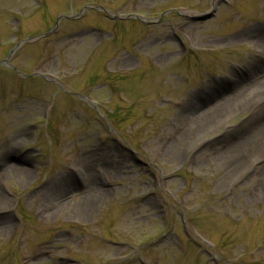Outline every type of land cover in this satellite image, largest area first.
Instances as JSON below:
<instances>
[{
  "label": "rangeland",
  "instance_id": "1",
  "mask_svg": "<svg viewBox=\"0 0 264 264\" xmlns=\"http://www.w3.org/2000/svg\"><path fill=\"white\" fill-rule=\"evenodd\" d=\"M262 33L264 0H0V264H264V98L178 126L264 75Z\"/></svg>",
  "mask_w": 264,
  "mask_h": 264
},
{
  "label": "bare ground",
  "instance_id": "2",
  "mask_svg": "<svg viewBox=\"0 0 264 264\" xmlns=\"http://www.w3.org/2000/svg\"><path fill=\"white\" fill-rule=\"evenodd\" d=\"M252 29H253V33L254 32L260 33L258 26H254L252 27ZM260 36H262L261 40L263 41L264 33H262ZM258 40L259 42H262L260 41V39H257V41ZM261 97L264 98V75L258 78H253L249 84L243 86V88L235 92L234 95L226 97L219 102H215L212 106L203 109L202 111L196 113L195 115L187 119L186 122L185 120L180 121L178 126H180L179 129L181 131L179 132H181L182 134L183 131H191L192 129L199 130L203 128L205 125L211 123L212 120H214L215 118L221 116L222 113L225 112L227 109H232V108L239 109L241 106L248 105L250 102H254L255 104H257L258 100ZM234 153H235V149L231 148L228 152L226 151L225 158H223L222 155L221 157L223 158V160L227 159V161L233 163L232 164L234 165L233 167L235 166L237 167L240 164V162L236 161L237 159H235ZM95 161L96 159L93 156L82 158V160L80 161L82 163L80 174L81 176L85 177V179L95 177L96 179H100V181H103V173H100V175L93 173V166ZM10 169H12V171L18 175L24 172L22 169H17L14 167L10 168L8 166H5L2 172H6L7 170ZM1 178L2 177L0 175V181ZM88 186L85 193H83L82 197L77 196L73 198V205L71 209L75 212L74 214H78V215L83 214L84 211L87 210L88 207L92 204L91 196L93 195L94 191L91 189V187ZM66 202L67 201H65L64 203ZM0 209H3V203L1 200H0Z\"/></svg>",
  "mask_w": 264,
  "mask_h": 264
},
{
  "label": "water",
  "instance_id": "3",
  "mask_svg": "<svg viewBox=\"0 0 264 264\" xmlns=\"http://www.w3.org/2000/svg\"><path fill=\"white\" fill-rule=\"evenodd\" d=\"M213 12H214V8H211V10H209L208 12H204V13L198 14L193 19L194 20H198V21L205 20L207 18H210L213 15ZM80 13H81V11L76 16H72V17L64 16V15L60 16V17L61 18H73V17H77ZM60 17L57 18L55 25H57V22L59 21ZM20 43H18L17 45L13 46V48L7 53L6 57L3 60L0 61V64H6L7 65L6 61L9 59L10 55L15 51V49L20 45Z\"/></svg>",
  "mask_w": 264,
  "mask_h": 264
}]
</instances>
